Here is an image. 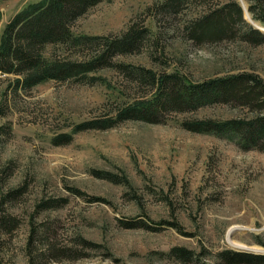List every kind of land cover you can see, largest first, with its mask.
Returning <instances> with one entry per match:
<instances>
[{"label": "rangeland", "instance_id": "374dc122", "mask_svg": "<svg viewBox=\"0 0 264 264\" xmlns=\"http://www.w3.org/2000/svg\"><path fill=\"white\" fill-rule=\"evenodd\" d=\"M36 1L0 0V42L13 16ZM165 1L103 0L72 31L116 37L135 23L149 29L151 41L114 61L192 81L240 71L264 76V42L242 38L250 25L264 32L246 0H237L244 19L235 21L232 37L210 42L194 41L190 23L234 0H189L176 15L157 12ZM88 49L53 44L44 55L86 60L93 56ZM18 77L0 72V199L23 191L1 208L19 224L0 238V264H30L31 256L35 264H217L215 255L225 248L264 254V151L244 150L229 134L182 125L241 117L247 109L213 103L173 111L164 122L130 119L78 130L154 88L116 67L31 88L18 86ZM62 134L72 135L70 142L57 144ZM56 198L63 204L40 208L42 199ZM52 246L69 256L50 252ZM175 246L195 251V260L169 254Z\"/></svg>", "mask_w": 264, "mask_h": 264}, {"label": "trees", "instance_id": "16d2710c", "mask_svg": "<svg viewBox=\"0 0 264 264\" xmlns=\"http://www.w3.org/2000/svg\"><path fill=\"white\" fill-rule=\"evenodd\" d=\"M101 1L103 0H38L27 5L14 15L5 27L0 42V72L19 76L18 86L31 88L45 80L84 78L101 68L116 67L134 79L138 85L152 86L154 93L148 97H138L121 106L113 116L82 122L76 127L78 130L106 129L130 119L159 123L164 122L166 115L173 111H192L213 103H227L247 109V114L225 120L194 119L184 121L182 125L197 132L229 134V138L244 150L264 151L263 75L240 71L192 81L178 72L159 73L151 68L131 67L123 62H116L114 57L137 52L145 42L151 41V37L148 28L135 23L116 37L75 34L72 31L73 24ZM187 1L189 0H166L158 5L157 12L176 15ZM246 1L252 18L264 23V0ZM238 19H244V8L237 0L229 1L191 22L189 36L198 42L230 38L234 32V23L236 24ZM242 38L260 44L264 42V32L250 25V29L242 34ZM53 44L89 48L93 56L86 60L69 56L61 59L54 56L51 60L44 55V50ZM4 112L0 107V115ZM71 139L72 135L62 134L57 137L56 142L65 144ZM98 174L113 178L109 173ZM71 190L80 194L79 188L71 187ZM22 192L21 189L11 190L0 199V238L3 234L12 233L19 224L16 216L1 211V208ZM59 201V198L42 199L39 206L43 209L58 207L63 204ZM34 230L35 228L28 239L29 246ZM80 240L91 246L93 244L87 239ZM49 251L69 256L67 251L58 250L53 246ZM169 254L183 262L195 260V251L183 246L171 248ZM215 257L217 264H264V254L231 248L218 251ZM54 259L62 260L58 257ZM29 260L30 264L36 262L34 256Z\"/></svg>", "mask_w": 264, "mask_h": 264}, {"label": "bare ground", "instance_id": "6f19581e", "mask_svg": "<svg viewBox=\"0 0 264 264\" xmlns=\"http://www.w3.org/2000/svg\"><path fill=\"white\" fill-rule=\"evenodd\" d=\"M236 244V243H235ZM236 245H242V244H240V243H237Z\"/></svg>", "mask_w": 264, "mask_h": 264}]
</instances>
